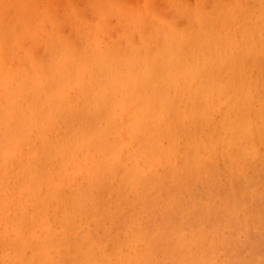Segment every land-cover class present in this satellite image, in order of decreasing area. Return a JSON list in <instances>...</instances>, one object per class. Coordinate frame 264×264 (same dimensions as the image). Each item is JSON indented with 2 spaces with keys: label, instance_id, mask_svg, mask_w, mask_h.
Returning <instances> with one entry per match:
<instances>
[{
  "label": "bare ground",
  "instance_id": "obj_1",
  "mask_svg": "<svg viewBox=\"0 0 264 264\" xmlns=\"http://www.w3.org/2000/svg\"><path fill=\"white\" fill-rule=\"evenodd\" d=\"M19 262L264 264L262 0H0Z\"/></svg>",
  "mask_w": 264,
  "mask_h": 264
},
{
  "label": "snow or ice",
  "instance_id": "obj_2",
  "mask_svg": "<svg viewBox=\"0 0 264 264\" xmlns=\"http://www.w3.org/2000/svg\"><path fill=\"white\" fill-rule=\"evenodd\" d=\"M66 7L71 8L72 6L69 5ZM173 7H178V5H173ZM262 7H264V0H262ZM73 19H75L74 15L57 13L53 19V22L63 25L66 22H71ZM19 264H22V262H19Z\"/></svg>",
  "mask_w": 264,
  "mask_h": 264
}]
</instances>
